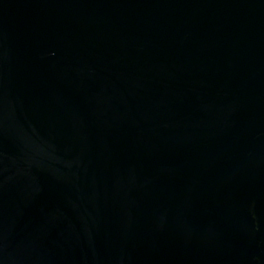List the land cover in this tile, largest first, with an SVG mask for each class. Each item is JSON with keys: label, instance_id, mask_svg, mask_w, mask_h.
Listing matches in <instances>:
<instances>
[{"label": "water", "instance_id": "water-1", "mask_svg": "<svg viewBox=\"0 0 264 264\" xmlns=\"http://www.w3.org/2000/svg\"><path fill=\"white\" fill-rule=\"evenodd\" d=\"M0 264H264V0H0Z\"/></svg>", "mask_w": 264, "mask_h": 264}]
</instances>
